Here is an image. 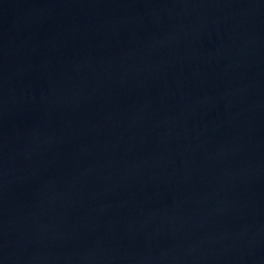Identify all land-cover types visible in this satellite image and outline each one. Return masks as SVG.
Wrapping results in <instances>:
<instances>
[{"label":"water","instance_id":"95a60500","mask_svg":"<svg viewBox=\"0 0 264 264\" xmlns=\"http://www.w3.org/2000/svg\"><path fill=\"white\" fill-rule=\"evenodd\" d=\"M0 264H264V0H0Z\"/></svg>","mask_w":264,"mask_h":264}]
</instances>
